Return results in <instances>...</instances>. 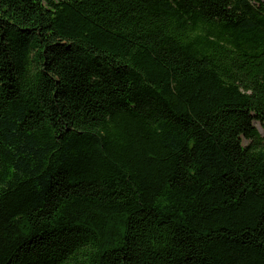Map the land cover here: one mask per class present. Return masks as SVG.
<instances>
[{"label": "trees", "instance_id": "obj_1", "mask_svg": "<svg viewBox=\"0 0 264 264\" xmlns=\"http://www.w3.org/2000/svg\"><path fill=\"white\" fill-rule=\"evenodd\" d=\"M264 2L0 0V264H264Z\"/></svg>", "mask_w": 264, "mask_h": 264}, {"label": "rangeland", "instance_id": "obj_2", "mask_svg": "<svg viewBox=\"0 0 264 264\" xmlns=\"http://www.w3.org/2000/svg\"><path fill=\"white\" fill-rule=\"evenodd\" d=\"M261 1L264 2V0H261ZM253 125L260 133L264 132V125H261L259 123H254Z\"/></svg>", "mask_w": 264, "mask_h": 264}]
</instances>
